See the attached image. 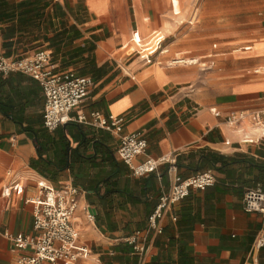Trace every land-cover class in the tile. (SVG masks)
<instances>
[{"label": "crops", "instance_id": "0c3cea01", "mask_svg": "<svg viewBox=\"0 0 264 264\" xmlns=\"http://www.w3.org/2000/svg\"><path fill=\"white\" fill-rule=\"evenodd\" d=\"M39 51L93 86L73 121L48 132L39 83L0 73V264L29 253L4 234H36L32 203L42 182L83 192L75 227L91 256L76 264H264V247L256 248L264 218L243 208L248 190H264V141H245L256 138L264 110V76L255 73L264 67V1L0 0V58ZM192 52L199 55L187 60L208 67L174 64ZM94 112L123 117L122 135L144 134L136 163L174 154L176 172L163 165L134 177L118 157L121 135L75 121ZM239 112L250 116L229 128L227 116ZM207 171L215 185L191 190L158 217L160 234L150 230L174 175ZM14 182L24 192L7 197ZM137 232L143 256L126 243Z\"/></svg>", "mask_w": 264, "mask_h": 264}, {"label": "built area", "instance_id": "2783aa9c", "mask_svg": "<svg viewBox=\"0 0 264 264\" xmlns=\"http://www.w3.org/2000/svg\"><path fill=\"white\" fill-rule=\"evenodd\" d=\"M174 64L189 66L199 65L207 68L206 64L196 63L195 60L177 59ZM0 73H20L29 76L39 83L45 95V114L43 127L48 132L56 131L60 126L73 121L72 113L89 96L93 86V80L89 77H81L72 71H58V66L52 61L51 55L45 51H39L32 56L9 60L0 58ZM264 76V67L255 71ZM215 116H220L213 111ZM248 112L233 113L226 118L229 128H236L249 118ZM79 124H87L94 128L104 130L114 135H121L118 148V157L132 172V175L141 178L156 173L159 167L168 165V172H176V156H162L158 159L147 157L143 162L136 163L137 158L145 155L147 141L142 132L122 135L125 120L121 116H103L94 112L87 120L86 116L78 115ZM257 136L246 138V142L264 141V110L257 114L256 123L253 126ZM216 183L214 174L210 171L203 172L188 178L174 175V182L169 193L163 195L154 213L149 217V229L161 233L157 226V219L164 210H168L186 199L191 190L204 192ZM40 198L33 205V236H12L5 233L4 237L10 240L16 249L26 250L29 253L18 258L17 264H76L81 260H88L91 250L79 244V231L75 227V214L79 209V201L83 192L76 186L64 185L58 189L49 188L46 183H39ZM24 186L14 182L3 194L7 197L11 193L22 194ZM243 208L246 213L260 214L264 218V191L260 186L248 190L243 200ZM89 219L93 216L88 212ZM141 233L137 232L128 238L126 243L132 246L142 256L145 253L143 245L137 244ZM264 247V238L256 243V248Z\"/></svg>", "mask_w": 264, "mask_h": 264}, {"label": "rangeland", "instance_id": "374dc122", "mask_svg": "<svg viewBox=\"0 0 264 264\" xmlns=\"http://www.w3.org/2000/svg\"><path fill=\"white\" fill-rule=\"evenodd\" d=\"M264 0H249V3H257V2H263ZM175 40V38H173V37H170V38H168V39H166V42L165 43H171L172 41H174ZM211 50H213L212 49V47H211ZM212 53H215L214 51H211V52H209V53H207V54H212ZM199 54L198 53H191V55H180L181 57H180V59H188V58H193L194 56H198ZM206 55V54H205ZM192 67H195V68H200L201 66H199V65H195V66H192Z\"/></svg>", "mask_w": 264, "mask_h": 264}, {"label": "bare ground", "instance_id": "6f19581e", "mask_svg": "<svg viewBox=\"0 0 264 264\" xmlns=\"http://www.w3.org/2000/svg\"><path fill=\"white\" fill-rule=\"evenodd\" d=\"M195 60V62L197 63L198 62V60L197 59H194ZM188 61H190V60H188Z\"/></svg>", "mask_w": 264, "mask_h": 264}, {"label": "trees", "instance_id": "16d2710c", "mask_svg": "<svg viewBox=\"0 0 264 264\" xmlns=\"http://www.w3.org/2000/svg\"><path fill=\"white\" fill-rule=\"evenodd\" d=\"M264 191V190H263Z\"/></svg>", "mask_w": 264, "mask_h": 264}]
</instances>
